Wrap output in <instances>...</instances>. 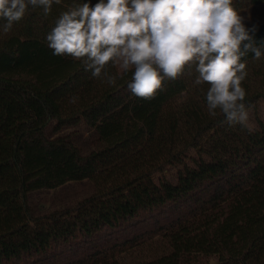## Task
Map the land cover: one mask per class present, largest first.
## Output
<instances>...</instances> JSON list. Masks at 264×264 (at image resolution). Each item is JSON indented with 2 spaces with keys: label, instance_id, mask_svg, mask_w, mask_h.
Returning <instances> with one entry per match:
<instances>
[{
  "label": "trees",
  "instance_id": "16d2710c",
  "mask_svg": "<svg viewBox=\"0 0 264 264\" xmlns=\"http://www.w3.org/2000/svg\"><path fill=\"white\" fill-rule=\"evenodd\" d=\"M83 2L29 7L8 33L0 19V264H264V119L222 126L195 64L149 101L128 89L131 71L109 64L110 86L53 55L46 36ZM245 61L249 111L264 103V55ZM79 126L100 144L87 155L73 134L48 135ZM85 180L93 196L30 216V193Z\"/></svg>",
  "mask_w": 264,
  "mask_h": 264
},
{
  "label": "clouds",
  "instance_id": "9594fccd",
  "mask_svg": "<svg viewBox=\"0 0 264 264\" xmlns=\"http://www.w3.org/2000/svg\"><path fill=\"white\" fill-rule=\"evenodd\" d=\"M61 0H0L4 33L21 21L29 7L47 16ZM257 25L246 27L232 0H91L62 12L46 36L53 55L81 61L93 78L114 86L106 68L131 71L127 87L137 98L151 100L164 80L175 81L195 64L196 85H209V115L223 114L221 125L246 126L245 89L248 73L243 58L259 60L264 41ZM76 98H72L75 102Z\"/></svg>",
  "mask_w": 264,
  "mask_h": 264
},
{
  "label": "rangeland",
  "instance_id": "374dc122",
  "mask_svg": "<svg viewBox=\"0 0 264 264\" xmlns=\"http://www.w3.org/2000/svg\"><path fill=\"white\" fill-rule=\"evenodd\" d=\"M245 22L246 27L259 24L264 21V3L248 7L237 12ZM257 117L264 119V103L256 106V109L248 111L249 125H255ZM73 134L76 145L80 148L83 155H87L100 147L97 136L86 126L78 128L54 130L48 128L50 137ZM94 186L89 180L68 183L55 190H41L30 193L27 196V206L30 216L33 218L49 215L56 211H62L75 207L78 203L94 195ZM211 264H218L212 260Z\"/></svg>",
  "mask_w": 264,
  "mask_h": 264
}]
</instances>
